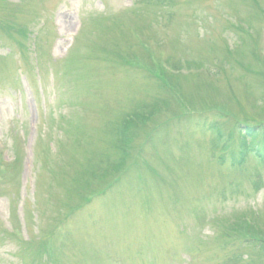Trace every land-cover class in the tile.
<instances>
[{
  "label": "rangeland",
  "instance_id": "1",
  "mask_svg": "<svg viewBox=\"0 0 264 264\" xmlns=\"http://www.w3.org/2000/svg\"><path fill=\"white\" fill-rule=\"evenodd\" d=\"M260 124L264 0H0V264H264Z\"/></svg>",
  "mask_w": 264,
  "mask_h": 264
},
{
  "label": "trees",
  "instance_id": "2",
  "mask_svg": "<svg viewBox=\"0 0 264 264\" xmlns=\"http://www.w3.org/2000/svg\"><path fill=\"white\" fill-rule=\"evenodd\" d=\"M8 31L7 29H4L3 32ZM135 115V113H134ZM138 118H140L141 122L143 121L142 117L138 116ZM125 121H129V119H126ZM127 122H122L120 125V129L122 130L121 132H118V137L119 139L117 140V145L119 148H121L122 144L124 142H126L127 138L124 135V132L126 129L124 127H126ZM262 126H264V124H260V125H245V126H240V132L243 135L242 137V142L239 144L238 147V162H241L244 160V158L246 157V155L248 154L249 151H251L253 154L256 155L257 158L261 159L264 158V138L262 135V133L264 132V128H262ZM259 129V130H258ZM216 134L218 135L219 138L222 137L219 129L216 127L215 129ZM122 137V138H121ZM257 139V143L256 142H252L250 143L251 140H256ZM227 140V139H226ZM259 141H262V145L259 144ZM226 142V141H225ZM225 148V145L223 146ZM113 167H117L116 165H114ZM248 244L253 245L254 248H257L258 250H260L261 252L264 253V239L262 238H251V240H247L246 241Z\"/></svg>",
  "mask_w": 264,
  "mask_h": 264
}]
</instances>
